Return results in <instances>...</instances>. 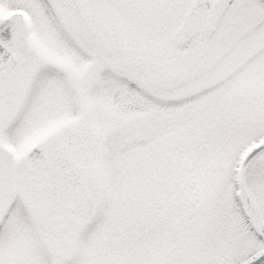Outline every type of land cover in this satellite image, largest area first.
<instances>
[{
  "label": "snow or ice",
  "instance_id": "6c2138e0",
  "mask_svg": "<svg viewBox=\"0 0 264 264\" xmlns=\"http://www.w3.org/2000/svg\"><path fill=\"white\" fill-rule=\"evenodd\" d=\"M0 264H264V0H0Z\"/></svg>",
  "mask_w": 264,
  "mask_h": 264
}]
</instances>
